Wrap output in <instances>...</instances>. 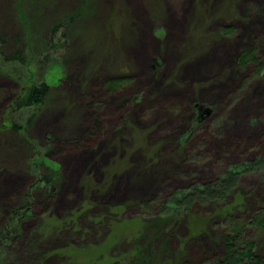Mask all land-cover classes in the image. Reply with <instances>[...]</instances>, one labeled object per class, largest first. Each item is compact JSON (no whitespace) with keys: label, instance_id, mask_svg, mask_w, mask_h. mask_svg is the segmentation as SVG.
I'll list each match as a JSON object with an SVG mask.
<instances>
[{"label":"rangeland","instance_id":"rangeland-1","mask_svg":"<svg viewBox=\"0 0 264 264\" xmlns=\"http://www.w3.org/2000/svg\"><path fill=\"white\" fill-rule=\"evenodd\" d=\"M0 59V264H213L227 212L264 214V0H0Z\"/></svg>","mask_w":264,"mask_h":264},{"label":"trees","instance_id":"trees-1","mask_svg":"<svg viewBox=\"0 0 264 264\" xmlns=\"http://www.w3.org/2000/svg\"><path fill=\"white\" fill-rule=\"evenodd\" d=\"M253 55V50L243 51L239 56V63L241 65H245L250 62H255ZM9 60L11 59H3L1 63L7 64L10 62ZM123 82L124 79L116 78L112 81L105 82V86L106 88L111 89L121 85ZM49 87L50 83H40L39 85L28 84L25 87L22 86V90L17 101L14 102L13 107L20 111L39 107L45 100ZM196 116L192 115L190 118L188 117V120L192 125L197 124ZM93 120L95 121L93 126H97L96 119ZM4 123L5 125H8V119H5ZM10 127L13 131H19L17 125L10 123ZM190 130L182 128L180 129V135L184 136L187 133L189 134ZM251 166L264 168V158H261L254 164L252 163ZM236 174L237 173L231 171L226 174L223 179L216 182L207 183L202 186L193 185L186 191L173 194L168 203L174 208H179L182 205L190 204L193 200H213L219 197L221 198L229 192ZM42 183H45L46 186H49L50 184L47 178H42ZM226 215L225 235L223 236L224 251L220 258L216 259L213 264H264L262 259L254 252L255 243L253 239L246 233L249 228L258 229L260 227H264V214L258 215L246 222L236 219L230 211L227 212ZM129 256L130 264H150V260L145 257L146 255L143 254V250L138 248L132 250V255Z\"/></svg>","mask_w":264,"mask_h":264},{"label":"water","instance_id":"water-1","mask_svg":"<svg viewBox=\"0 0 264 264\" xmlns=\"http://www.w3.org/2000/svg\"><path fill=\"white\" fill-rule=\"evenodd\" d=\"M195 109L198 111L197 113L199 115V118H201L203 114H208L209 113V111L207 109H205L202 106H199L198 104L195 106Z\"/></svg>","mask_w":264,"mask_h":264},{"label":"bare ground","instance_id":"bare-ground-1","mask_svg":"<svg viewBox=\"0 0 264 264\" xmlns=\"http://www.w3.org/2000/svg\"><path fill=\"white\" fill-rule=\"evenodd\" d=\"M56 130H57L58 132H60V131H61V127H60V126H56Z\"/></svg>","mask_w":264,"mask_h":264}]
</instances>
